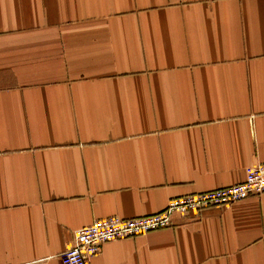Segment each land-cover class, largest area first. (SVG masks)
<instances>
[{
	"label": "crops",
	"instance_id": "obj_1",
	"mask_svg": "<svg viewBox=\"0 0 264 264\" xmlns=\"http://www.w3.org/2000/svg\"><path fill=\"white\" fill-rule=\"evenodd\" d=\"M264 162V0H0V264ZM85 264H264V193Z\"/></svg>",
	"mask_w": 264,
	"mask_h": 264
},
{
	"label": "built area",
	"instance_id": "obj_2",
	"mask_svg": "<svg viewBox=\"0 0 264 264\" xmlns=\"http://www.w3.org/2000/svg\"><path fill=\"white\" fill-rule=\"evenodd\" d=\"M264 193V162L245 169L240 182L206 191L172 197L161 210L148 215H108L74 231L72 242L61 252V264H85L100 246L111 240L134 237L172 225L171 214L198 215L210 206H223L248 195Z\"/></svg>",
	"mask_w": 264,
	"mask_h": 264
}]
</instances>
